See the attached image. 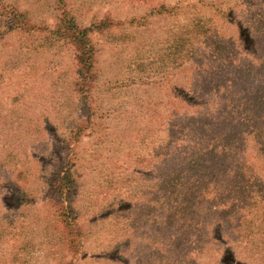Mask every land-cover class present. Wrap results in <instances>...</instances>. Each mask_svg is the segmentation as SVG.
Masks as SVG:
<instances>
[{
	"label": "rangeland",
	"instance_id": "1",
	"mask_svg": "<svg viewBox=\"0 0 264 264\" xmlns=\"http://www.w3.org/2000/svg\"><path fill=\"white\" fill-rule=\"evenodd\" d=\"M60 1L80 26L87 27L93 20L108 17L128 21L126 26L106 35H90L97 57L92 73L95 103L89 114L96 123L82 132L71 149L72 155L68 154L64 140L80 123L72 90L75 52L49 34L57 25ZM3 4L28 13L30 27L35 30L30 34L8 32L5 23H0V183L15 181L33 191L34 199L37 198L8 213L7 198L0 190V264H139L137 257L153 239L144 218L148 205L142 177H147V170L151 169L144 163L148 149L153 144L156 150L164 146L157 138L163 140L168 124H188L194 117L187 118L192 115L190 109H176L174 91L194 89L207 98V106L212 98L204 92L200 76L189 74L196 65L185 64V70L180 69L181 61L168 65L165 53L174 38L198 20L210 27L209 37L226 45V39L237 32L236 22L256 26L263 19L261 2L253 5L247 0H3ZM143 17L151 19L147 28L137 30L130 26L132 19ZM213 51V47L202 44L196 49L206 62ZM142 61L147 67L141 69ZM182 73L185 76H180ZM111 83H121V87ZM215 102L202 107L201 116L220 118L225 103L214 105ZM112 111L115 117L105 126L106 120L100 122V117L106 118ZM160 117L169 123L161 126ZM142 137L145 142H139ZM175 140L170 152L176 145H182V149L185 146V142L176 137ZM68 156L76 163L73 204L78 236L74 239L83 248L76 259L66 249L56 214L43 201L44 195L50 196L52 187L45 183L52 175L46 162L65 160ZM252 157L257 158L255 154ZM253 163L264 181V163ZM165 164L168 165L161 162L156 168ZM15 171H22L24 176L18 178ZM204 201L198 207V215L218 216V211H209L208 199ZM197 221L206 223L202 218ZM239 233L235 231L232 241L239 263L264 264L239 244ZM121 242V251L113 252ZM159 247L163 248L162 243ZM177 254L174 253L171 264L181 259L182 251Z\"/></svg>",
	"mask_w": 264,
	"mask_h": 264
},
{
	"label": "trees",
	"instance_id": "2",
	"mask_svg": "<svg viewBox=\"0 0 264 264\" xmlns=\"http://www.w3.org/2000/svg\"><path fill=\"white\" fill-rule=\"evenodd\" d=\"M258 1L261 2L259 10L263 19L256 26L236 22L237 32L226 39L227 46L209 37L210 27L198 20L192 23V27L181 31L165 53L168 65L181 61L182 70H185V64L196 65L189 74L200 76L204 92L212 97L207 104L224 102L225 108L221 110L220 118L206 119L200 110L209 106L204 103L207 98H202L194 89L178 88L174 91L172 97L177 103L176 109H190L192 115L187 118L194 117L188 120V124H168L163 140L157 138L164 146L156 150L153 144L145 162L139 160L146 163L147 169L151 167L142 180L146 185L144 196L148 205L144 218L153 233L151 243L142 254L138 249L141 254L137 257L139 264H171L178 251H182V257L174 260V264H240L236 249L232 247L235 231L240 232V239H236L239 244L264 262V181L253 163H264V0H247L253 5ZM65 8L60 1L57 25L49 34L75 52L72 90L81 124L77 123L79 129L75 128L78 130L72 131L67 137L69 140H64L68 154L72 155L71 149L83 136L82 132L96 123L89 114L95 103L92 73L97 57L90 35H106L126 26L128 21L108 17L93 20L90 26L84 27ZM149 17L132 19L129 24L137 30L147 28L151 23ZM3 22L8 32L30 34L35 30L30 27L28 13L0 0V23ZM209 40H214L215 44ZM201 44L214 49L212 56L207 58L208 62L202 61L196 53ZM143 63L141 69L147 67ZM120 84L111 83L118 88ZM113 117L112 111L106 118L100 117V122L106 120L104 124L107 126V121ZM166 118L160 117L158 123L161 126L169 123ZM108 129L111 130L110 125ZM175 137L179 142H185V146L182 149V145H176L170 152V146L177 142ZM139 142H145V138H140ZM253 154L258 159L253 158ZM161 162L168 165L156 168ZM46 164L52 175L45 183H51L52 187L50 196L44 195L43 201L56 214L58 226L64 232L66 249L76 259L83 250L82 244L74 239L78 236L74 230L77 228V211L73 204L77 188L76 163H72L68 156L65 160H49ZM15 173L20 179L24 176L22 171ZM0 190L7 198V210L1 207L8 213L26 207L37 198L34 199L33 191L15 181L0 183ZM206 198L209 211H218V216L198 215V207ZM201 218L206 219V223L197 221ZM122 243L116 244L113 252L121 251ZM160 243L163 248L159 247Z\"/></svg>",
	"mask_w": 264,
	"mask_h": 264
}]
</instances>
